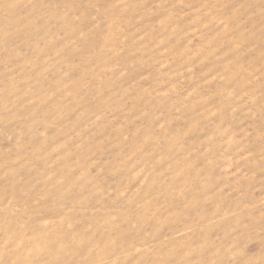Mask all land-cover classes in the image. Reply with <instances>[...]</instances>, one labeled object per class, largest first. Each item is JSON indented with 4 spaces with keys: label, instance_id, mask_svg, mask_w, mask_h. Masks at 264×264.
I'll return each mask as SVG.
<instances>
[{
    "label": "rangeland",
    "instance_id": "374dc122",
    "mask_svg": "<svg viewBox=\"0 0 264 264\" xmlns=\"http://www.w3.org/2000/svg\"><path fill=\"white\" fill-rule=\"evenodd\" d=\"M18 255L264 264V0H0V264Z\"/></svg>",
    "mask_w": 264,
    "mask_h": 264
},
{
    "label": "bare ground",
    "instance_id": "6f19581e",
    "mask_svg": "<svg viewBox=\"0 0 264 264\" xmlns=\"http://www.w3.org/2000/svg\"><path fill=\"white\" fill-rule=\"evenodd\" d=\"M15 21V20H14ZM28 126V125H27ZM3 228V227H2ZM7 228V227H6ZM5 228V229H6ZM8 231V230H7ZM9 233V232H8ZM7 233V234H8ZM26 233V232H25ZM10 234H11V231H10ZM35 234V233H34ZM19 236H22V235H20V234H18ZM38 235V234H37ZM34 236V235H33ZM12 238H13V236H11L10 238H8L7 240H12ZM15 238H17L16 237V235H15ZM37 239H40V238H37L36 237V240ZM23 240H25V238L23 239ZM39 241V240H38ZM14 242V241H13ZM24 242V241H23ZM23 244H25V243H23ZM65 246V245H64ZM26 249H28V248H26ZM29 250V249H28ZM23 251V250H22ZM21 255H22V253H21ZM21 255H18V256H16V258H15V261H14V263L15 264H18V263H21V264H23L24 262H23V259H22V257H21ZM31 257V255L29 254V257H28V259L26 260V262H29L30 260H29V258ZM26 258V257H25Z\"/></svg>",
    "mask_w": 264,
    "mask_h": 264
}]
</instances>
